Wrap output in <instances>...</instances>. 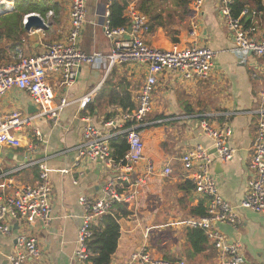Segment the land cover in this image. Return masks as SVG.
<instances>
[{
  "label": "crops",
  "instance_id": "crops-1",
  "mask_svg": "<svg viewBox=\"0 0 264 264\" xmlns=\"http://www.w3.org/2000/svg\"><path fill=\"white\" fill-rule=\"evenodd\" d=\"M0 12V16L15 10ZM26 6L28 1L44 13L39 16L46 25L45 30L27 31L20 45L10 49L14 42L6 39L0 31V62L10 57L11 60L0 64L12 63L17 59L16 49L28 58L44 52L45 47L66 37L69 23L68 0H21ZM126 3L123 17L129 26L126 9L133 6L147 20L149 16L138 9L143 4L155 9L161 15V22L168 21L169 11L172 15L169 29L157 27L149 29L146 36L148 46L162 50L184 48L192 42L210 48L214 53V64L207 80L184 81L177 75L164 71L158 76L157 85L152 95V108L145 122L138 128L144 144L145 160L151 163L153 172L140 187L135 203L125 204L131 212L129 218L121 219L120 236L109 264H129V257L139 248L144 247L157 260L170 264H224L222 255L207 244L200 253H193L186 238L187 229L181 225L185 220L201 218L195 213L198 207L205 210L207 200L194 192L193 185L183 180L179 158L196 145L211 148L212 142L200 127L201 120H207L214 126L226 120L232 129L229 146L235 150L233 159L227 163L216 164L211 172L216 182L219 195L233 206L242 202L247 183L251 178L248 162L254 140L256 115L253 114L258 104L259 94L264 80V59L253 57L235 50L232 33L228 29L222 11L221 0H205L197 13L191 0L187 9L190 11L184 20L179 21L180 12L175 6L176 0H118ZM108 0H87L86 23L81 32L80 51L86 55L94 53L108 56L113 48L102 31ZM264 8V0H261ZM251 10L250 6H248ZM257 12V11H256ZM256 28L255 40H264V10L257 12L256 18H242ZM25 20V22H24ZM195 26V37L189 35ZM176 35H175V33ZM10 34V33H9ZM177 40L172 43L171 39ZM15 43V42H14ZM114 69L113 82L128 85L133 103L132 109L123 110L117 105L107 106L103 101L108 86L102 87L111 70ZM107 73L104 62L96 68L84 65L80 68L76 82L66 90L69 99L74 100L98 89L94 100L85 109L77 104H70L58 116L55 125L47 118H35L22 133L24 146L30 145L32 151L23 147L13 150L0 147V204L10 194L5 184L12 178L15 185H36L38 182L37 163L43 161L51 170L50 181L52 194L50 207L53 221L49 225L35 223L26 230L13 224L11 233L0 238V264H9L7 258L13 250L15 237L22 231L35 238L40 253L37 264H80L73 258L74 242L77 228L83 215L78 198L96 199L100 190L108 181L119 175L107 171L100 165H92L82 176L73 167L75 150L79 145L86 119L96 128L101 129L109 118L119 120L120 116L134 109L135 92L144 83L146 70L144 66H114ZM138 81V84H134ZM135 85V86H134ZM64 92L56 90V100ZM18 112L24 117L37 113L29 96L12 88L0 99V115ZM40 133L35 138L33 131ZM19 158H31L30 162H18ZM144 161L127 174L129 180L145 172ZM171 168L172 173L164 177L162 170ZM9 174V175H7ZM76 183V184H74ZM240 224L233 228L228 224H216L214 229L229 244H239L246 264H264V213H255L249 209L238 208ZM201 230V229H200ZM205 234V233H204ZM206 235V234H205ZM207 237V236H206ZM86 264V262L84 263Z\"/></svg>",
  "mask_w": 264,
  "mask_h": 264
},
{
  "label": "built area",
  "instance_id": "built-area-1",
  "mask_svg": "<svg viewBox=\"0 0 264 264\" xmlns=\"http://www.w3.org/2000/svg\"><path fill=\"white\" fill-rule=\"evenodd\" d=\"M69 1V23L66 37L48 44L44 52L34 57H26L20 50L17 59L9 64H0V99L12 88L25 92L31 104L37 108L34 116L24 117L15 112L0 115V147L18 150L26 147L32 151L30 145L24 146L21 133L30 126L35 118H47L55 123L59 114L70 104H77L80 109L91 103L98 91L92 90L85 96L70 100L66 90L76 82L79 70L84 65L92 68L104 62L108 73L114 66L136 65L144 66L146 78L135 92L133 110L124 113L119 120L109 118L101 129L85 121L82 138L76 147L73 167L82 176L92 165H100L112 173L118 172L116 179L108 181L100 190L96 199L79 197L78 203L83 210L80 224L77 228L74 242L73 258L84 264L90 256L87 241L92 235V227L105 214L109 213L115 204H133L136 202L140 187L153 172L150 162L144 157V144L138 133V128L145 122L152 108V95L157 85L158 76L164 71L177 75L184 81H204L210 76L215 53L208 47L199 46L192 42L184 48H174L162 51L147 45L146 36L149 33L147 20L133 6L126 9L128 27L111 28L108 20V8L112 1L108 0L107 12L104 16L102 31L112 45L108 56L101 54L86 55L80 51L79 42L81 32L86 23V1ZM205 0H194L195 12H199ZM233 0H221V11L225 23L232 33L235 50L247 53L253 57L264 59V40L254 39L256 28L246 25L242 18H256L257 12L245 6L237 19L231 15L230 4ZM11 5L9 0H0L2 4ZM25 22V20H24ZM195 26L189 31L195 37ZM64 92L56 100V90ZM256 115L254 140L248 169L251 178L247 183L245 194L239 206H233L218 193L216 182L212 176V167L219 163L231 161L235 150L229 146L232 129L229 122L224 120L214 126L206 119L201 120L199 127L211 142V148L196 145L183 153L179 158L183 180L190 182L194 192L207 200L205 215L201 218L185 220L181 223L185 228H199L207 236L211 245L222 255L224 264H246L239 244H229L224 236L215 231L216 224H228L237 228L240 224L238 208L249 209L255 213H264V80L258 98V104L253 112ZM35 138H41L38 131H33ZM123 136L127 144V151L119 163H115L110 148L111 140ZM213 151V152H212ZM146 164L145 172L129 180L127 174L132 172L140 162ZM38 182L36 185H15L12 178L7 180L6 189L10 191L0 204V238L11 233L13 224L26 230L35 223L49 225L53 221L50 207L52 186L51 170L46 163H37ZM162 176H169L171 168L165 167ZM9 175V174H7ZM76 184V183H74ZM9 264H37L40 253L34 237L24 231L15 237L11 254L7 258ZM129 264H170L154 259L142 247L132 253Z\"/></svg>",
  "mask_w": 264,
  "mask_h": 264
},
{
  "label": "trees",
  "instance_id": "trees-1",
  "mask_svg": "<svg viewBox=\"0 0 264 264\" xmlns=\"http://www.w3.org/2000/svg\"><path fill=\"white\" fill-rule=\"evenodd\" d=\"M16 7L11 13H5L0 16V31L5 36V38L11 39L14 42L11 44L10 49L20 45L21 39L27 34L26 30L22 26L23 18L30 14L37 12L41 17L44 16L43 12L37 6L33 5L31 1L24 6L21 0H14ZM151 0H147L150 3ZM191 0H176L175 6L176 12H180L179 21H183L184 17H187L190 11L187 6ZM152 3L150 6L152 7ZM245 6H250L257 12H261L264 8L261 6V0H233L230 4L231 15L234 19H237L240 15L241 10ZM126 8V3L121 1H112L108 8V20L111 28H120L126 25L127 20L123 17L124 10ZM138 9L143 11L149 16V29L150 31L156 29L157 27H162L163 29H169L171 24L169 20L171 19L173 11H169L166 15L168 21L166 23L161 22V15L155 12V9L147 8L145 4L140 8V3ZM245 24H249V19L245 20ZM10 33V34H9ZM175 33V32H174ZM176 35V33H175ZM172 43H176L177 40L174 36L171 39ZM1 60V59H0ZM114 69L111 70L107 79L103 82L102 87L108 86V91L103 96V101L105 105H117L123 110L132 109L133 103L131 101V95L128 91V85H124L123 82H113ZM110 148L112 150V157L115 163H119L124 154L127 151V144L123 136L117 137L110 142ZM199 212L195 213L196 216H204L205 210L203 207H198ZM131 212L127 210L125 204H115L111 211L104 216H102L92 227V235L87 241V250L90 254L86 264H109L111 256L114 254L117 242L120 236V226L119 221L121 219L129 218ZM186 238L189 244V248L193 253H200L204 246L207 244V237L202 230L199 228L187 229L185 231Z\"/></svg>",
  "mask_w": 264,
  "mask_h": 264
},
{
  "label": "water",
  "instance_id": "water-1",
  "mask_svg": "<svg viewBox=\"0 0 264 264\" xmlns=\"http://www.w3.org/2000/svg\"><path fill=\"white\" fill-rule=\"evenodd\" d=\"M24 28L27 31H30L31 29H36V30H45L46 29V25L43 23L42 19L34 14L29 15L26 18V23L24 25ZM250 55V54H249ZM213 152V151H212ZM3 155L0 152V158H2ZM31 158H19L18 162H24L25 164H27L28 162H30ZM220 166L219 163L216 164V167L218 168Z\"/></svg>",
  "mask_w": 264,
  "mask_h": 264
},
{
  "label": "bare ground",
  "instance_id": "bare-ground-1",
  "mask_svg": "<svg viewBox=\"0 0 264 264\" xmlns=\"http://www.w3.org/2000/svg\"><path fill=\"white\" fill-rule=\"evenodd\" d=\"M11 5H6V3H3L2 4V7H0V12H5V11H8L9 9H11ZM20 49H16V51H18ZM9 64V63H8Z\"/></svg>",
  "mask_w": 264,
  "mask_h": 264
},
{
  "label": "rangeland",
  "instance_id": "rangeland-1",
  "mask_svg": "<svg viewBox=\"0 0 264 264\" xmlns=\"http://www.w3.org/2000/svg\"><path fill=\"white\" fill-rule=\"evenodd\" d=\"M8 59H9V60H11V58H10V57H9ZM9 60H7V58H6V59L4 60V62H8ZM4 62H2V61H1L0 63H4ZM134 84H136V85H137V84H138V81H134ZM134 86H135V85H134Z\"/></svg>",
  "mask_w": 264,
  "mask_h": 264
}]
</instances>
